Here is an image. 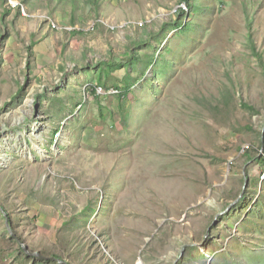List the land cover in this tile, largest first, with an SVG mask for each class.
Here are the masks:
<instances>
[{
	"label": "rangeland",
	"instance_id": "374dc122",
	"mask_svg": "<svg viewBox=\"0 0 264 264\" xmlns=\"http://www.w3.org/2000/svg\"><path fill=\"white\" fill-rule=\"evenodd\" d=\"M183 3L0 0V264H264V0Z\"/></svg>",
	"mask_w": 264,
	"mask_h": 264
},
{
	"label": "trees",
	"instance_id": "16d2710c",
	"mask_svg": "<svg viewBox=\"0 0 264 264\" xmlns=\"http://www.w3.org/2000/svg\"><path fill=\"white\" fill-rule=\"evenodd\" d=\"M198 1L199 0H183V4H185V7H187V8H189L190 9V11L192 12V13H194L195 12V10H196V8L198 9V11H200L201 9H202V7L201 6H199L197 3H198ZM180 10V12L181 13H185V9H183V8H180L179 9ZM252 19V17L250 16V17H247V20L249 21V24H248V26H249V29H252V25H251V22H250V20ZM176 25L178 26H180V23H176ZM182 27V26H181ZM79 33H83V32H81V31H79ZM249 37H250V43L252 44L251 45V48H252V50L254 51V53H255V55L258 57V59H259V61H260V64H261V67H262V70L264 71V58H263V56L256 50V48H255V46H254V42H253V39H252V34H249ZM137 61V59H135V57L133 58V62H136ZM154 61L152 60L151 61V66H152V63H153ZM111 64H113V63H108V68H110V66H111ZM116 65H119V64H116ZM154 65V64H153ZM119 66H123V64L121 63ZM112 67H114L113 65H112ZM120 69H123L122 67L120 68ZM127 75V74H126ZM126 75H125V77H126ZM125 81V80H124ZM125 85H126V89L124 90V92L122 91V90H120L119 88H114L115 90H117L119 93H120V95L122 94H124V96L125 97H127V95H128V93L130 92V90H131V86H129L130 84H128L127 83V81H125ZM102 88V87H101ZM103 89V88H102ZM96 88H95V93L97 94V92H96ZM243 106L244 107H246V108H249V109H251V110H253L254 108L253 107H250V106H247L246 104H243ZM251 151H249L248 149L247 150H245L244 151V155L245 156H247V159L248 160H253V159H255L256 157H251L250 155H251V153H250ZM257 161H259L260 163H263V166H264V160H262V159H260V158H257L256 159ZM1 207V206H0ZM3 210L4 211H6L5 209H4V207H3ZM7 212V211H6ZM10 223H11V221H10ZM55 258H56V256H54Z\"/></svg>",
	"mask_w": 264,
	"mask_h": 264
},
{
	"label": "water",
	"instance_id": "95a60500",
	"mask_svg": "<svg viewBox=\"0 0 264 264\" xmlns=\"http://www.w3.org/2000/svg\"><path fill=\"white\" fill-rule=\"evenodd\" d=\"M248 184V181H246V185ZM0 211H2V213L4 214V216H5V218H6V220H7V222H6V224H7V228H8V231L10 232V234H12L14 237H15V235L13 234V232H12V230H11V227H10V223H9V220H8V216H7V214L5 213V211L0 207ZM22 248L24 249V251L29 255V256H36V257H40V258H44V259H46L44 256H41L40 254H38V253H31L30 251H29V249H28V247L27 246H25V245H23L22 244ZM185 249V248H184ZM184 249H183V251H184ZM183 251H182V253H183ZM60 263H62V262H60Z\"/></svg>",
	"mask_w": 264,
	"mask_h": 264
},
{
	"label": "built area",
	"instance_id": "2783aa9c",
	"mask_svg": "<svg viewBox=\"0 0 264 264\" xmlns=\"http://www.w3.org/2000/svg\"><path fill=\"white\" fill-rule=\"evenodd\" d=\"M18 5H19V4H18V3H16V5H15V6H13V7H15V8H16ZM101 90H102V89H101ZM101 90H100V91H101ZM112 91H114V92H115V94H114V95H117V94H119V92H118V91H115V90H112ZM110 93H111V92H110Z\"/></svg>",
	"mask_w": 264,
	"mask_h": 264
},
{
	"label": "clouds",
	"instance_id": "9594fccd",
	"mask_svg": "<svg viewBox=\"0 0 264 264\" xmlns=\"http://www.w3.org/2000/svg\"><path fill=\"white\" fill-rule=\"evenodd\" d=\"M22 6V5H21Z\"/></svg>",
	"mask_w": 264,
	"mask_h": 264
}]
</instances>
